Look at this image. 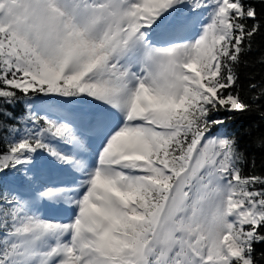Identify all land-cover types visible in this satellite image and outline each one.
<instances>
[{"label":"snow or ice","instance_id":"snow-or-ice-1","mask_svg":"<svg viewBox=\"0 0 264 264\" xmlns=\"http://www.w3.org/2000/svg\"><path fill=\"white\" fill-rule=\"evenodd\" d=\"M257 36L264 0H0V264H264Z\"/></svg>","mask_w":264,"mask_h":264},{"label":"trees","instance_id":"trees-1","mask_svg":"<svg viewBox=\"0 0 264 264\" xmlns=\"http://www.w3.org/2000/svg\"><path fill=\"white\" fill-rule=\"evenodd\" d=\"M264 55V38L257 36L252 44V51L242 57V62L239 65L240 85L245 94H248L250 83H255L258 86L264 84V63L260 62V57ZM259 123L258 115L251 117H242L235 124L231 125L229 131L240 130L247 127L250 123ZM260 131L256 132L259 135ZM242 148L247 149L249 160L246 164H242V168L247 174H264V150L257 148L251 138L245 136L241 141ZM255 161V167L252 166V161Z\"/></svg>","mask_w":264,"mask_h":264},{"label":"rangeland","instance_id":"rangeland-1","mask_svg":"<svg viewBox=\"0 0 264 264\" xmlns=\"http://www.w3.org/2000/svg\"><path fill=\"white\" fill-rule=\"evenodd\" d=\"M51 180H56L57 177L56 176H52L50 177ZM46 204V207H45V214H53L52 210L55 208V207H58L56 205H49L47 204V202H45Z\"/></svg>","mask_w":264,"mask_h":264}]
</instances>
